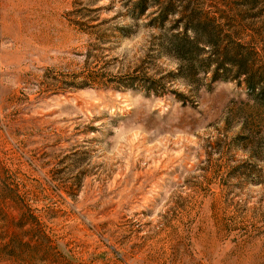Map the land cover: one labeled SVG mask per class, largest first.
I'll return each mask as SVG.
<instances>
[{
	"label": "rangeland",
	"instance_id": "374dc122",
	"mask_svg": "<svg viewBox=\"0 0 264 264\" xmlns=\"http://www.w3.org/2000/svg\"><path fill=\"white\" fill-rule=\"evenodd\" d=\"M130 1L0 0V264H264V104ZM189 1L264 67V0Z\"/></svg>",
	"mask_w": 264,
	"mask_h": 264
},
{
	"label": "trees",
	"instance_id": "16d2710c",
	"mask_svg": "<svg viewBox=\"0 0 264 264\" xmlns=\"http://www.w3.org/2000/svg\"><path fill=\"white\" fill-rule=\"evenodd\" d=\"M254 4L256 0H244L243 6ZM128 7L137 18L148 17V25L159 31L161 52L176 62L171 77L195 91L208 81H232L264 104V67L258 65L257 55L237 33L220 30V22L229 19L224 13L211 17L189 0H131ZM238 12L237 17L244 18L242 11ZM236 19L229 21L237 22ZM167 25L170 30L163 32ZM166 78L154 82L158 84ZM140 81L133 82L132 87L139 86ZM152 81L144 77L140 88L157 92L159 89L150 87Z\"/></svg>",
	"mask_w": 264,
	"mask_h": 264
}]
</instances>
